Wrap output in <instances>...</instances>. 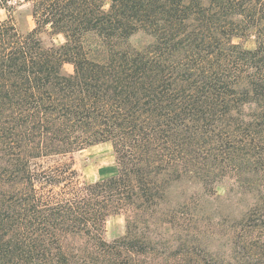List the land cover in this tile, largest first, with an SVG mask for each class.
<instances>
[{
    "label": "trees",
    "instance_id": "obj_1",
    "mask_svg": "<svg viewBox=\"0 0 264 264\" xmlns=\"http://www.w3.org/2000/svg\"><path fill=\"white\" fill-rule=\"evenodd\" d=\"M22 2L32 30L0 19V264H264V0ZM48 28L65 41L45 46ZM105 142L116 173L81 180L73 154ZM224 178L246 204L207 218L221 251L172 189L218 199ZM114 214L126 232L107 241Z\"/></svg>",
    "mask_w": 264,
    "mask_h": 264
},
{
    "label": "rangeland",
    "instance_id": "obj_2",
    "mask_svg": "<svg viewBox=\"0 0 264 264\" xmlns=\"http://www.w3.org/2000/svg\"><path fill=\"white\" fill-rule=\"evenodd\" d=\"M11 10H7L0 5V19L5 20L11 17L16 27L21 33H27L35 27L34 17L32 15L31 5L29 3L22 2L15 5V0L8 2ZM40 37L45 46L60 45L65 41V38L60 33H54L52 29L48 28L40 33ZM132 43L141 44L146 41V38L142 33H137L131 38ZM247 47H254V38L247 40H240ZM63 70L66 73L73 71V66L70 63H65ZM74 165L79 171L81 180L85 182H95L111 175L117 171V161L110 142L99 143L88 146L82 150H79L73 154ZM236 188V189H234ZM217 193L221 196L215 199L211 194L205 193L198 182H191L184 180L175 184L172 189V199L174 202H183L185 198L191 201L194 214L190 223V231L194 233L196 238L197 233L199 236H203L202 239L213 237L212 244L210 246L214 250H225L224 244L226 243L225 237H223L224 226H214L207 218L212 217L218 220L217 214L225 215L226 207L223 197L232 194V201L236 203L239 208L245 206L246 197L242 195L236 187L235 180L232 178H224L216 184ZM198 215V216H197ZM167 237L172 236L174 230H165L161 228L159 232ZM214 231H217L215 234ZM223 231V232H222ZM126 232V216L124 214H114L110 216L106 224V232L104 237L107 241H112L124 235ZM222 232V233H221ZM201 239V238H200Z\"/></svg>",
    "mask_w": 264,
    "mask_h": 264
}]
</instances>
